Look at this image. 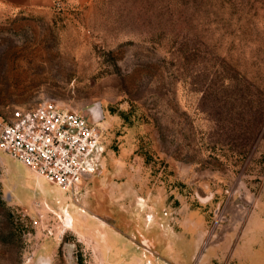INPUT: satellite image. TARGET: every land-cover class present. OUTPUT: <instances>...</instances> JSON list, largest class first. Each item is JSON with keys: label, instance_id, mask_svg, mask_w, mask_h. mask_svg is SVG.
Returning <instances> with one entry per match:
<instances>
[{"label": "rangeland", "instance_id": "374dc122", "mask_svg": "<svg viewBox=\"0 0 264 264\" xmlns=\"http://www.w3.org/2000/svg\"><path fill=\"white\" fill-rule=\"evenodd\" d=\"M45 99L100 114L102 164L0 150V264H264V0L0 9V128Z\"/></svg>", "mask_w": 264, "mask_h": 264}, {"label": "built area", "instance_id": "2783aa9c", "mask_svg": "<svg viewBox=\"0 0 264 264\" xmlns=\"http://www.w3.org/2000/svg\"><path fill=\"white\" fill-rule=\"evenodd\" d=\"M102 118L45 99L19 108L0 128V150L39 176L71 190L101 167Z\"/></svg>", "mask_w": 264, "mask_h": 264}, {"label": "crops", "instance_id": "0c3cea01", "mask_svg": "<svg viewBox=\"0 0 264 264\" xmlns=\"http://www.w3.org/2000/svg\"><path fill=\"white\" fill-rule=\"evenodd\" d=\"M53 5L54 0H0V9L4 11L48 9Z\"/></svg>", "mask_w": 264, "mask_h": 264}, {"label": "bare ground", "instance_id": "6f19581e", "mask_svg": "<svg viewBox=\"0 0 264 264\" xmlns=\"http://www.w3.org/2000/svg\"><path fill=\"white\" fill-rule=\"evenodd\" d=\"M143 202H144V201H143ZM143 202H142V203H143ZM139 205H141V204L139 203ZM66 224L68 225V224H70V222L68 221V223H66Z\"/></svg>", "mask_w": 264, "mask_h": 264}]
</instances>
